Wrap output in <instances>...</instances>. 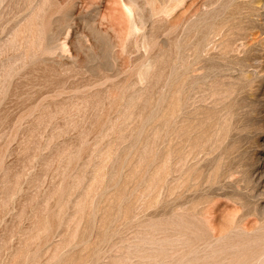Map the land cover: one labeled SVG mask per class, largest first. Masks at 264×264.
Wrapping results in <instances>:
<instances>
[{
  "label": "rangeland",
  "instance_id": "1",
  "mask_svg": "<svg viewBox=\"0 0 264 264\" xmlns=\"http://www.w3.org/2000/svg\"><path fill=\"white\" fill-rule=\"evenodd\" d=\"M0 264H264V0H0Z\"/></svg>",
  "mask_w": 264,
  "mask_h": 264
}]
</instances>
